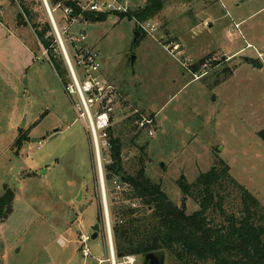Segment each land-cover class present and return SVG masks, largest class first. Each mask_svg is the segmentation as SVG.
I'll use <instances>...</instances> for the list:
<instances>
[{
    "label": "rangeland",
    "instance_id": "rangeland-1",
    "mask_svg": "<svg viewBox=\"0 0 264 264\" xmlns=\"http://www.w3.org/2000/svg\"><path fill=\"white\" fill-rule=\"evenodd\" d=\"M123 1L138 10L146 0ZM30 2L38 20L50 22L43 1L25 0ZM0 6L6 25L0 28V75H24L14 88L0 85V196L4 186L14 196L12 213L0 222V264H109L89 135L31 29L22 25L14 31L18 5L0 0ZM52 9L54 21L64 27L62 12ZM149 21L154 30L139 34L136 44V21L118 14L71 29L85 33L100 74L124 103L112 128L121 141L124 172L138 171L142 147L146 176L179 207L184 200L179 181L193 184L222 160L264 208V142L258 135L264 130V0H166ZM54 52L60 58L59 49ZM208 55L193 73L192 66ZM244 57L258 59L261 68H252ZM213 62L220 64L211 68ZM223 68L232 70L230 78L224 80ZM62 79L68 81L67 75ZM134 110L153 119L152 136L139 131L137 122L134 129L125 122ZM31 123L29 132L25 127ZM25 132L29 139L17 149L15 140ZM109 154H103L108 164ZM104 175L111 218L110 199L119 200L121 184L114 176L109 180L106 169ZM185 198L186 214L199 210ZM236 207L230 197L223 208L231 214ZM213 216L223 224L216 210ZM96 224L98 236L87 244L90 256L83 257L79 239L91 237ZM128 257L131 264H145L141 256Z\"/></svg>",
    "mask_w": 264,
    "mask_h": 264
},
{
    "label": "trees",
    "instance_id": "trees-1",
    "mask_svg": "<svg viewBox=\"0 0 264 264\" xmlns=\"http://www.w3.org/2000/svg\"><path fill=\"white\" fill-rule=\"evenodd\" d=\"M20 9L17 22L28 26L38 44L47 52L48 61L61 82H66V70L61 58L55 54L56 44L50 22L38 20L39 13L33 10L32 2L16 0ZM49 8L58 4L72 6L65 0H46ZM166 0H146L138 10L120 13L121 17L134 19L136 25L153 19L162 9ZM74 8V7H73ZM78 15L74 8L73 16ZM106 15L85 13L82 21H102ZM137 26L141 35L144 33ZM211 56L208 55L192 66L198 71ZM220 62L210 63V67ZM224 80L232 75V70L223 68ZM217 80V84H218ZM139 115L128 117L125 122L133 127ZM22 130H20L21 133ZM264 142V130L258 133ZM111 143V163L105 166L108 179L117 177L121 184L119 200L110 199L111 235L115 257L141 256L154 252H164L169 264H264V208L243 186L229 174V167L222 160L201 174L193 184L179 185L184 194L181 205L176 206L161 189L145 174L143 148L139 158L140 168L134 174L124 172L121 162L122 145L113 130H109ZM28 132L15 140V147L21 148L28 141ZM191 198L199 210L186 214V198ZM233 197L238 201L237 213L226 214L225 202ZM13 193L7 186L0 196V222L6 221L12 213ZM219 213L223 224H217L213 216ZM144 261V259H143ZM145 264H147L144 261Z\"/></svg>",
    "mask_w": 264,
    "mask_h": 264
},
{
    "label": "built area",
    "instance_id": "built-area-1",
    "mask_svg": "<svg viewBox=\"0 0 264 264\" xmlns=\"http://www.w3.org/2000/svg\"><path fill=\"white\" fill-rule=\"evenodd\" d=\"M14 1L17 4V1ZM65 2L72 4L78 10V15L73 16L74 8L72 6L58 4L55 9H52V12L54 13L56 10L62 12V19L66 21V24L60 28L59 24L54 21L47 3L43 0L49 15L54 42L56 48L59 49L60 58L66 70L68 81L61 83L66 95L71 100L78 118L84 124L89 135L96 179L101 187L102 199L104 200V185L106 181L104 169L109 162L103 160V154L111 150L109 130L114 127L115 119L123 115L124 103L122 104L120 101V95H118L116 87L100 74V64L94 51L86 45L85 33L80 31L75 34L71 32V29L81 24L82 16L85 13L120 14L127 12L129 9L127 2L123 0H65ZM138 27L146 33L154 30L151 21L139 24ZM235 27L237 28L238 26ZM247 47L249 48L250 45H247ZM42 50L47 56V52L43 48ZM260 57L261 55L259 54L258 58L260 59ZM72 97L76 98V103L72 101ZM133 113L134 115H139L140 118L136 124L138 130H147L148 136H152L153 119L141 116L137 110H134ZM114 179L118 180L117 177H114ZM117 190H121V186H117ZM103 217L106 228L107 250L110 256L109 264H131L133 262L131 257H124L121 259L122 261L115 260L111 222L106 204L105 206L103 205ZM90 240L91 237L88 235H82L79 239L80 251L83 257L90 256V250L87 246Z\"/></svg>",
    "mask_w": 264,
    "mask_h": 264
},
{
    "label": "water",
    "instance_id": "water-1",
    "mask_svg": "<svg viewBox=\"0 0 264 264\" xmlns=\"http://www.w3.org/2000/svg\"><path fill=\"white\" fill-rule=\"evenodd\" d=\"M44 2H46V0H44ZM48 17H49V15H48ZM138 37H139V33L135 32L134 33L133 44L137 43ZM243 61L246 64H248L249 66H251L252 68H254V69H260L261 68V64H260L258 59H255V58H252V57H244ZM105 204H106V202H105V199H104L103 200V205L105 206ZM91 231L93 232V234L91 236V239L95 240L97 238V236H98L99 224L94 225L91 228ZM165 258H166V255H165L164 252H154V253L146 254L143 259H144V261L147 264H165Z\"/></svg>",
    "mask_w": 264,
    "mask_h": 264
},
{
    "label": "crops",
    "instance_id": "crops-1",
    "mask_svg": "<svg viewBox=\"0 0 264 264\" xmlns=\"http://www.w3.org/2000/svg\"><path fill=\"white\" fill-rule=\"evenodd\" d=\"M210 1H213V0H210ZM2 15V8H1V14H0V16ZM0 19H1V17H0ZM239 24H235V26H238ZM22 25H20V24H18V23H16V27L14 28L15 30L14 31H16V32H19L20 31V28L19 27H21ZM0 28H4L5 30H6V25H4V23H3V20L1 19L0 20ZM236 28V27H235ZM7 32H9V30L7 29ZM3 35H4V30H2V32H1ZM9 34H11L10 32H9ZM12 37V36H11ZM12 40L14 41V43H16L17 45H18V41H17V38H15V37H13L12 38ZM248 45V44H247ZM246 45V46H247ZM41 47V46H40ZM231 57L232 56H228V58L229 59H231ZM32 66H29V67H27V70H26V74H27V71L31 68ZM1 76V75H0ZM232 76V75H231ZM230 76V77H231ZM24 77V75H20V76H12V75H10V77H9V75H7L6 73H5V75L4 76H1L0 77V85L2 84V85H4L5 87H9V88H14L15 86H16V82L19 80V81H21L22 80V78ZM229 77V78H230ZM30 82V79H28V80H26V82L25 83H29ZM11 91V90H10ZM27 117H28V114L26 115V118L24 119L25 121V124H27ZM18 120V119H17ZM16 121V120H15ZM35 122V121H34ZM32 125L30 126V127H25V129H28L29 130V132L31 131V129H32V127L34 126L33 125V123H31ZM20 130H22V128H19V132H20ZM161 130V129H160ZM55 132H58V131H55ZM107 244V243H106ZM107 253H108V250H107ZM109 258H110V256H109V253H108V257H107V259L105 260V261H108L109 260ZM115 260L117 261V260H119V259H116L115 258ZM103 262V260H99V263H102ZM109 263V262H108Z\"/></svg>",
    "mask_w": 264,
    "mask_h": 264
}]
</instances>
